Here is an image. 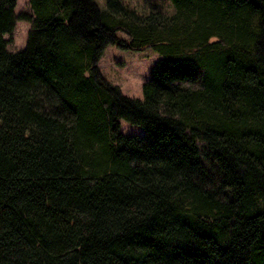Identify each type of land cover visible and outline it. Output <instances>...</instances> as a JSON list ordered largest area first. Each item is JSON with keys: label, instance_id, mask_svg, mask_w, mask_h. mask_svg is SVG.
<instances>
[{"label": "trees", "instance_id": "16d2710c", "mask_svg": "<svg viewBox=\"0 0 264 264\" xmlns=\"http://www.w3.org/2000/svg\"><path fill=\"white\" fill-rule=\"evenodd\" d=\"M170 1L29 0L9 51L0 0V264H264V0ZM108 45L160 54L141 99Z\"/></svg>", "mask_w": 264, "mask_h": 264}, {"label": "rangeland", "instance_id": "374dc122", "mask_svg": "<svg viewBox=\"0 0 264 264\" xmlns=\"http://www.w3.org/2000/svg\"><path fill=\"white\" fill-rule=\"evenodd\" d=\"M140 12L161 11L172 14L173 4L170 0H121ZM99 9L105 6V0H94ZM32 13L29 0H16L14 14L16 16L14 29L5 35L8 40L9 51H19L25 48L31 24L19 17ZM118 38H126L121 31L116 32ZM161 58L160 54L151 48L134 51L120 49L115 45H108L97 63L101 75L112 86L131 98H142V85L149 80L151 69ZM139 125L120 121V132L126 135L142 134Z\"/></svg>", "mask_w": 264, "mask_h": 264}]
</instances>
